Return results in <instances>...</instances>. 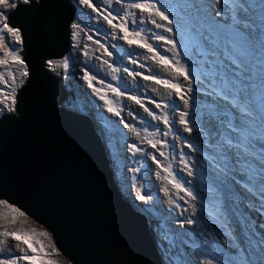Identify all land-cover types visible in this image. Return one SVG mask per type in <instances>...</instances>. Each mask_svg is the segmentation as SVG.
<instances>
[{"label":"snow or ice","instance_id":"6c2138e0","mask_svg":"<svg viewBox=\"0 0 264 264\" xmlns=\"http://www.w3.org/2000/svg\"><path fill=\"white\" fill-rule=\"evenodd\" d=\"M115 2L120 3L121 0ZM32 3L33 0H0V65L11 62L14 66V70L8 73L10 80L4 79V74L0 73V81H3L0 84V115L16 110L17 75L21 86L30 75L27 61L21 55L22 49L16 47L24 44L22 29L10 23V16L21 5ZM78 3L96 14L94 18H102L112 29L122 33L121 38L127 44L153 53L151 59L171 74L170 79H160L155 75L143 78L162 85L170 95L182 101L183 110L175 106V101L165 103L164 108L171 109L183 132L197 134L203 151L192 142L185 141V144L191 152L203 156L206 162L201 169L199 191L192 188L191 181L183 180L173 172L170 166L164 167L167 175L163 179L178 194L184 193L179 199L190 204L191 216H196L197 212L201 214L198 219L185 217L176 224L180 228L186 225H213L225 237L224 253L215 248L211 251L200 250L195 264H264V230L257 232L248 229L246 243L237 246L232 240L235 233L231 229L233 216L237 217L241 227L249 223L240 212L242 205L248 209L259 204L258 211L264 215V0H187V3L180 5L181 15H174L176 10L173 4H165L162 0H132L127 4V9L137 10L141 15L147 14L155 28L170 34H153V37L147 36L144 29L138 27L143 21L133 18L135 13L131 11L124 10V14H121L115 9L110 10L108 5L102 9L93 0H78ZM83 27L79 21L70 23L74 38L79 37ZM151 38L170 45L167 51L173 56L162 55L149 42ZM88 39L92 40V35ZM95 43L100 44V41L96 40ZM100 47L108 56L113 55L105 45L100 44ZM84 54L87 55L86 52ZM47 64L50 69L62 66L67 71L71 67V59L62 57L60 61L48 60ZM109 67L112 65L109 64ZM124 71L129 75H139L129 72L127 68ZM82 78L105 102L107 111L119 117L121 111L112 106L114 101L108 98L103 88L95 87L93 81L97 77L85 70ZM99 82L103 84V81ZM108 87L116 96L126 95L119 87ZM128 99L144 108L154 119L162 120L169 131L173 129L167 113L155 116L137 95H129ZM152 103L157 109L161 108L160 103ZM169 131L163 135L168 136ZM147 142L152 148H157V143L150 139ZM160 143L167 144V141ZM129 148L133 153L141 151L136 144ZM160 155L164 156V153L161 151ZM181 157L182 171L193 176L195 165L189 154L182 151ZM152 159L160 164L155 155ZM132 171L138 173L141 169L137 167ZM163 191L168 193L169 188L165 187ZM138 199L147 202L154 200V196L141 187ZM5 203L8 202L0 199V204ZM172 203L176 208L182 207L175 200ZM8 206L12 213L20 217L27 215L19 207ZM16 223L17 216L13 215L8 224ZM168 235L165 232V236ZM48 236L46 231L4 226L0 231V264H58L51 257L57 255L59 250L54 244L49 246L39 239ZM9 240L13 242L11 245ZM230 240L231 244L228 243ZM169 264H192V261L186 258L183 251H177Z\"/></svg>","mask_w":264,"mask_h":264},{"label":"water","instance_id":"95a60500","mask_svg":"<svg viewBox=\"0 0 264 264\" xmlns=\"http://www.w3.org/2000/svg\"><path fill=\"white\" fill-rule=\"evenodd\" d=\"M75 3L33 0L10 16L22 29L30 75L16 114L0 119V199L48 228L73 264H160L145 206L115 178L102 125L109 116L95 110L98 130L45 67L67 57ZM156 197V211L165 212Z\"/></svg>","mask_w":264,"mask_h":264},{"label":"clouds","instance_id":"9594fccd","mask_svg":"<svg viewBox=\"0 0 264 264\" xmlns=\"http://www.w3.org/2000/svg\"><path fill=\"white\" fill-rule=\"evenodd\" d=\"M93 2L102 9L105 5H108L110 10L115 9L116 11H120L121 14H124V10L135 13V17L133 18H139L143 21L138 27L144 29L145 34L149 37H153V34L170 35L164 32L163 29L155 28V26L150 23L147 14L141 15L137 10L127 9V4L131 2L129 0H121L120 3L115 2V0H93ZM137 2H141V0H137ZM162 2L165 4H173L176 10L173 14L181 15L180 5L187 3V0H162ZM75 4L77 6V13L72 22L79 21L84 27L78 38H74L73 30L70 28V45L67 57L71 59V67L67 71H63L61 66H53L50 69L47 63L45 67L62 81L71 106L90 112L93 115V120L98 130L95 110L97 109L100 114L104 110L109 116L110 123L105 124L102 122V125L106 134V146L109 158L112 161L115 178L123 191V195L130 189L138 199L142 187L144 191H150L154 196V200H149L147 202L138 200L146 208V212L143 213L148 219L151 235L155 242V251L160 254L159 259L163 260L162 264H169L170 259L175 256L177 251H183L186 258L191 260L192 264H195L199 251H206L209 247L203 241L204 231L200 225H186L184 228H180L179 225L176 224V221L184 219L185 217L198 219L201 214L197 212L196 216H191L190 204L179 199V196H183L184 193L181 192L178 194L163 177L167 175V173L164 172V167L170 166L173 172L183 180L191 181L192 188L199 191V186H197V184L200 183L201 169L206 162L204 157L199 153L191 152V150L186 147L185 141L192 142L198 147H201L202 151L203 148L197 134L193 133L189 135L183 132L182 126L176 122L172 114L170 115L171 109L164 108L165 103L175 101V106L179 109L181 101H179L175 95H170L169 91L162 85H157L154 81L144 80L143 78L147 75H155L160 79H170L171 74L156 61L151 59L153 53H149L146 49L136 45L127 44V42L121 38L122 33L112 29L102 18H94L96 14L90 16L87 8L84 6L78 3ZM130 26H132L131 23ZM89 35H92V40L88 39ZM96 40H99L100 44L105 45L108 51L112 52L113 55L108 56L104 48L100 47V44L95 43ZM149 42L152 43L162 55H168L169 57L173 56L172 53L167 51L170 45L165 44L163 41H156L154 38L149 39ZM74 45L77 46L74 47ZM19 48L22 49V46L20 45ZM85 52L87 55L84 54ZM133 60L137 62L133 63ZM105 61H108V63H105ZM109 64H111L112 67H109ZM152 64L156 67L154 71L149 67ZM141 65H143V67H141ZM125 68H127L129 72L139 73V75H129L128 72L124 71ZM85 70L97 77V80L93 81L95 87L103 88L108 98L114 101L112 106L121 111L119 117L112 112H108L105 102L99 99L92 88L88 87L87 82L82 78ZM28 78L23 82L22 86L20 82L17 81V92L26 85ZM99 81H103V84ZM108 85L119 87L121 91L126 92V95L116 96ZM137 87H141L143 93H137ZM5 91H7V89H5ZM72 94L74 96H72ZM87 94L92 98V105L90 106L86 104ZM129 95H137L142 102L151 100L160 103L161 108L158 109L157 116H163L167 113L169 119L173 123V129L169 131L168 126L164 125L162 120L156 122L153 132L146 128H142L136 114L139 105L128 99ZM62 107L65 106H58V108ZM15 114L16 111L5 112L0 115V119L3 116L7 117ZM165 131H169L168 136L163 135ZM137 132L140 133L139 136L136 135ZM180 137H183V139ZM149 139L157 143L156 149L148 144L147 141ZM162 140H166L167 144L162 145L160 143ZM132 144H136L137 147L141 148V151L133 153L129 148ZM161 151L164 153V156L160 155ZM182 151L189 154V157L195 165V172L191 177L187 175L186 171H182L184 167L181 163ZM153 155L160 161V164H157L156 161L152 159ZM118 166H121L123 169L122 176L118 173ZM137 167L140 168L141 171L138 173L133 172L132 169ZM169 178L171 179V177ZM165 187L169 188L168 193L163 191ZM156 193H160L162 196L165 212L156 211ZM201 195H203V193H201ZM186 199L190 198L186 197ZM173 200L182 205V207L176 208L175 204L172 203ZM8 204L10 203L0 204L4 213V215H0V231L3 230L4 226H8L10 229L24 228L36 229L38 232L46 231L49 234L48 237L51 239V242L48 241V237H39V239H42L46 245L51 246L54 244L59 250V253L54 255L58 264H73V262L63 255L57 247L54 236L48 228L28 215L20 217L18 214L12 213ZM259 207V204H255L254 207H251L252 214L258 215ZM185 209H187V211H185ZM256 210L258 213H256ZM244 211L245 208L242 205L240 212L244 213ZM181 213H183V215H181ZM13 215L17 216V223L15 225H10L8 224V220H10ZM238 215L239 213L237 216ZM28 221H31L32 225H28ZM209 226L215 227L213 225ZM231 228L233 229V233H235L232 240L235 241L237 246L244 245L246 243L245 236L247 231L245 227H241L236 216L231 217ZM218 230L220 231V229ZM254 230L259 231L264 229L258 224H255ZM165 232L169 233L167 237L165 236ZM221 234L222 238L214 245V248L218 252L224 253L225 237L223 232H221ZM232 240L228 241V243L231 244ZM8 243L11 245L13 242L9 240ZM160 244H163L165 247L166 252L164 254L161 252Z\"/></svg>","mask_w":264,"mask_h":264},{"label":"flooded vegetation","instance_id":"af4514ba","mask_svg":"<svg viewBox=\"0 0 264 264\" xmlns=\"http://www.w3.org/2000/svg\"><path fill=\"white\" fill-rule=\"evenodd\" d=\"M129 1L132 2V0H129ZM87 11H88V14L90 16H94V13H92L90 9H87ZM149 67L152 71H154L156 69L155 65H153V64L150 65ZM136 91H137V93H143V89L141 87H137ZM148 92L150 93L149 90H148ZM143 103L146 107H148L154 113L155 116H157L158 109L156 108L155 104L152 103L151 100L143 101ZM136 114H137V117H138V120H139L141 127L146 128V129L153 132L154 125L156 124V122L158 120L154 119L153 115H150L148 112H145L144 108H142L141 106H139L137 108ZM243 215L249 221V223H247L244 226L245 230L248 231V229H252L253 231H255L254 225L259 223L257 215L252 214L251 208H248V209L245 208ZM259 218H261V217L259 216ZM200 227L204 231L203 241L207 244V246H209L206 249V251H211L214 248V245L222 238V234L218 229H216L215 227L209 226V225H200ZM259 231H261V230H259ZM259 231H257V232H259ZM232 232H233V229H232Z\"/></svg>","mask_w":264,"mask_h":264},{"label":"rangeland","instance_id":"374dc122","mask_svg":"<svg viewBox=\"0 0 264 264\" xmlns=\"http://www.w3.org/2000/svg\"><path fill=\"white\" fill-rule=\"evenodd\" d=\"M107 2H108V3H111L110 1H107ZM16 47L19 48L20 45H16ZM167 49H168V48H167ZM21 52H22V51H21ZM170 53H171V52H170ZM0 55H2V53H0ZM13 70H14V66L11 64V62L9 63V65H0V73H3V74H4V79H8V80H10L11 77L8 76V73H9L10 71H13ZM17 81H20L19 75H17ZM2 83H3V81H0V84H2ZM10 87H11V85H10ZM15 87H16V85H15ZM195 104H196V102L193 101V107H195ZM179 110H183L182 101H181V103L179 104ZM171 114H172V113L170 112V115H171ZM122 172H123L122 167H121V166H118V173H119V175L122 176ZM197 186H199V189L201 188V184H200V183L197 184ZM256 213H258L257 210H256ZM0 215H4V213H3V208H2V207H0ZM259 216H261V218H259ZM257 218H258V220H259L258 225H259L262 229H264V215H262V214L259 212L258 215H257ZM19 222H21V221H19ZM28 225H32V222H31V221H28ZM48 241L51 242V239H50L49 237H48ZM51 258L55 260L54 256H52Z\"/></svg>","mask_w":264,"mask_h":264},{"label":"bare ground","instance_id":"6f19581e","mask_svg":"<svg viewBox=\"0 0 264 264\" xmlns=\"http://www.w3.org/2000/svg\"><path fill=\"white\" fill-rule=\"evenodd\" d=\"M160 248H161V252L164 254L166 252V250H165V247L163 246V244H160ZM159 260L161 261L160 264H162L163 260L162 259H159Z\"/></svg>","mask_w":264,"mask_h":264},{"label":"trees","instance_id":"16d2710c","mask_svg":"<svg viewBox=\"0 0 264 264\" xmlns=\"http://www.w3.org/2000/svg\"><path fill=\"white\" fill-rule=\"evenodd\" d=\"M61 69L63 70V71H66L65 69H63V67L61 66Z\"/></svg>","mask_w":264,"mask_h":264}]
</instances>
